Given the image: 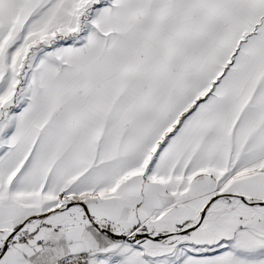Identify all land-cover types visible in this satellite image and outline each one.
Wrapping results in <instances>:
<instances>
[{"label": "snow or ice", "instance_id": "1", "mask_svg": "<svg viewBox=\"0 0 264 264\" xmlns=\"http://www.w3.org/2000/svg\"><path fill=\"white\" fill-rule=\"evenodd\" d=\"M0 264H264V0H0Z\"/></svg>", "mask_w": 264, "mask_h": 264}]
</instances>
